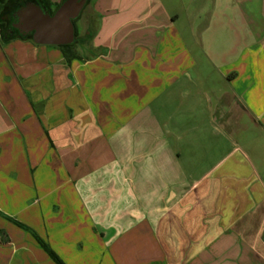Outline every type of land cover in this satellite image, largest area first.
Listing matches in <instances>:
<instances>
[{
	"label": "crops",
	"instance_id": "0c3cea01",
	"mask_svg": "<svg viewBox=\"0 0 264 264\" xmlns=\"http://www.w3.org/2000/svg\"><path fill=\"white\" fill-rule=\"evenodd\" d=\"M111 1L92 58L0 35V212L65 264H264V0L192 45L162 0ZM0 264L55 263L0 215Z\"/></svg>",
	"mask_w": 264,
	"mask_h": 264
},
{
	"label": "rangeland",
	"instance_id": "374dc122",
	"mask_svg": "<svg viewBox=\"0 0 264 264\" xmlns=\"http://www.w3.org/2000/svg\"><path fill=\"white\" fill-rule=\"evenodd\" d=\"M51 5H52V10H55L58 5L61 4L62 0H49ZM125 5L126 4H131L133 2H137L140 5H149L153 4L154 7L157 6L158 2L156 0H123ZM110 2L111 0H90L88 6L86 9L83 11L81 17L76 20V29L77 32L79 33V38H83V33H90L91 32V38H87V42L84 44L85 50L83 49H74V51H78L80 57H87V58H92L95 57L96 55L99 54L98 51L93 46V40L95 39V32L98 30V27H100V24L103 23L106 19L105 16V10H104V5H106ZM119 0H114L113 4H119ZM165 8V14L170 15H177L180 16V22L176 26L177 29L179 30L180 33L183 35L187 36L186 39H188V42L190 45H192L193 39V33L194 36H199L203 30H205L208 26V22L211 18V14L216 11L217 8H221V14H224L227 12V15L229 19L232 20V22L236 19L243 27L247 25L245 23V19H243L240 14H245V9L247 7L250 8V10H253L257 16H260V8L262 3V0H248V2H243V3H238L235 0H162ZM200 8V10H199ZM202 8L206 11V15H203L205 18V24H203L200 29H193V27L186 25L188 24V18L192 21L194 19V16L199 15L201 12ZM0 12H2V8H0ZM102 12V13H101ZM163 19L166 18L164 13L161 15ZM125 22L128 21L129 16L125 18ZM123 21V20H122ZM100 22V23H99ZM260 22L256 25H259ZM236 30H238V36L242 38H247L246 35V30L242 27L237 28L235 26ZM132 29L131 27H127L125 30L128 32ZM249 28L247 29V31ZM257 30V29H256ZM198 50V49H197ZM199 51V50H198ZM202 58V57H201ZM201 98V97H200ZM179 109H177L178 111ZM177 112L176 110H174ZM170 110H169V115H170ZM185 116L186 114L182 115L180 113L177 115V117L174 118V121L172 124H168L165 127H169V129L172 131H179L185 128L184 123H185ZM183 124V125H182ZM190 141H184V147L185 149L183 150V155H200L202 157L207 159L209 157V153L213 152L214 146H216L218 143L217 139L211 138V137H206L203 142L200 141L199 143L202 144V147L199 149H193L194 146L193 144L195 142H190ZM188 143L191 144L192 147H188ZM198 148V147H197Z\"/></svg>",
	"mask_w": 264,
	"mask_h": 264
},
{
	"label": "water",
	"instance_id": "95a60500",
	"mask_svg": "<svg viewBox=\"0 0 264 264\" xmlns=\"http://www.w3.org/2000/svg\"><path fill=\"white\" fill-rule=\"evenodd\" d=\"M90 0H65L53 14L34 1H29L18 12L24 33L38 46L65 47L76 43L75 21Z\"/></svg>",
	"mask_w": 264,
	"mask_h": 264
},
{
	"label": "trees",
	"instance_id": "16d2710c",
	"mask_svg": "<svg viewBox=\"0 0 264 264\" xmlns=\"http://www.w3.org/2000/svg\"><path fill=\"white\" fill-rule=\"evenodd\" d=\"M64 1L65 0H62V3ZM22 4H24V0H0V8H5V7L8 8V7H12L13 5L19 6ZM43 4L45 6L52 7L49 0H43ZM58 7H60V5H58L57 8ZM2 17H3V12H0V35L3 38V41L5 40V42L8 43V42L15 40V39H21L23 41H31L32 42L30 37H27V36H13V37H9V38L6 37V35L4 34V32L6 30V22H4ZM75 28H76V24H75ZM78 36H79V33L77 32V29H76V40L78 39ZM75 45H76V43L74 45H71V46L57 47L63 53V56L65 57V59L67 60L68 63L81 58L79 53L77 51H74ZM0 215L3 216L4 218H6L7 220L11 221L13 224L18 226L19 228L29 232L34 237V239L39 244V246L46 252V254L50 257V259L55 264H65L63 262V260L52 250L51 246L47 242H45L34 230H32L31 228L27 227L26 225L14 220V219H11V218L5 216L1 212H0Z\"/></svg>",
	"mask_w": 264,
	"mask_h": 264
},
{
	"label": "flooded vegetation",
	"instance_id": "af4514ba",
	"mask_svg": "<svg viewBox=\"0 0 264 264\" xmlns=\"http://www.w3.org/2000/svg\"><path fill=\"white\" fill-rule=\"evenodd\" d=\"M29 1H34V2L38 3L41 7H44L46 9H48L51 14L55 13L57 11V9L59 8L58 7L57 9L52 10V7H48V6H45L43 4V0H24V4H22V5H19V6L13 5L12 7L2 8V12H3V17L2 18H3L4 22H6V30L4 32L6 37H8V38L9 37H13V36H27V37H31V34H26V33L23 32L22 29H20L21 28V24H20V21H19V18H18V12ZM61 4H62V2H61ZM61 4H60V6H61ZM76 22L77 21H75V24H76ZM87 38L88 39L91 38V32L90 33H83V38H79V36H78V39L76 40L75 48L76 49L85 50L84 44L88 41Z\"/></svg>",
	"mask_w": 264,
	"mask_h": 264
}]
</instances>
